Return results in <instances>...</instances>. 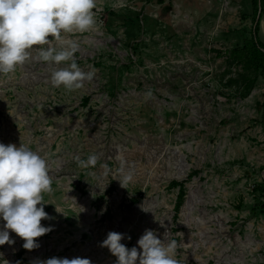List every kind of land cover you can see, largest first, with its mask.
I'll return each instance as SVG.
<instances>
[{
  "label": "rangeland",
  "instance_id": "374dc122",
  "mask_svg": "<svg viewBox=\"0 0 264 264\" xmlns=\"http://www.w3.org/2000/svg\"><path fill=\"white\" fill-rule=\"evenodd\" d=\"M94 11V30L69 34L78 66L96 69L82 88L53 87L36 47L0 75V143L37 151L52 181L51 230L31 250L9 230L0 264H114L107 232L139 251L145 229L175 239L181 264H264V77L234 52L253 35L251 0H97ZM92 153L95 167L74 160ZM172 181L184 182L178 206Z\"/></svg>",
  "mask_w": 264,
  "mask_h": 264
},
{
  "label": "clouds",
  "instance_id": "9594fccd",
  "mask_svg": "<svg viewBox=\"0 0 264 264\" xmlns=\"http://www.w3.org/2000/svg\"><path fill=\"white\" fill-rule=\"evenodd\" d=\"M96 6L97 0H0V75H9L23 66L33 58L31 50L36 47L34 58L54 66L50 72L53 87L63 86L67 91L82 88L85 81L93 79L96 69L90 67L84 71L78 66L74 54L79 43L69 34L95 29ZM98 159L95 153L86 158L74 157L81 168L95 167ZM117 160L123 184H127L132 173L126 169L122 156ZM100 167L105 175L109 174L107 164ZM118 180L123 186L121 179ZM51 183L47 160L37 151L23 143L18 146L0 143V221L3 222L0 245L14 243L11 230L22 238L24 249L39 246L34 238L52 228L41 224L42 219H49L44 211L43 194L51 192ZM122 238L130 239L123 233L108 231L100 241L116 257L114 264H181L176 258L175 239L164 243L153 230L145 229L136 241L138 251L136 246L126 247L121 243ZM35 264H91V261L79 256L71 259L53 256Z\"/></svg>",
  "mask_w": 264,
  "mask_h": 264
},
{
  "label": "trees",
  "instance_id": "16d2710c",
  "mask_svg": "<svg viewBox=\"0 0 264 264\" xmlns=\"http://www.w3.org/2000/svg\"><path fill=\"white\" fill-rule=\"evenodd\" d=\"M159 2H163L164 0H158ZM252 8L254 12L253 21L255 23L253 29L252 37H245L243 39V44L240 48H236L234 52L239 56L245 58L247 63L250 64L258 71V73L264 77V44L258 37L259 31V21L264 11V0H251ZM137 19L138 16H137ZM88 98H85L84 101H87ZM191 176V175H190ZM170 185L179 186V193H178V202L177 206L180 204L182 200V196L184 194V182L183 181H172Z\"/></svg>",
  "mask_w": 264,
  "mask_h": 264
},
{
  "label": "water",
  "instance_id": "95a60500",
  "mask_svg": "<svg viewBox=\"0 0 264 264\" xmlns=\"http://www.w3.org/2000/svg\"><path fill=\"white\" fill-rule=\"evenodd\" d=\"M264 51V49H262Z\"/></svg>",
  "mask_w": 264,
  "mask_h": 264
}]
</instances>
